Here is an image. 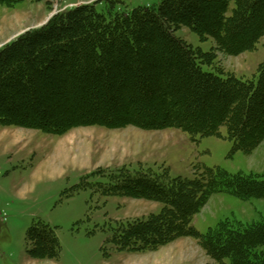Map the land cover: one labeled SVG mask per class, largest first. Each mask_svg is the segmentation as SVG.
<instances>
[{
	"label": "trees",
	"instance_id": "16d2710c",
	"mask_svg": "<svg viewBox=\"0 0 264 264\" xmlns=\"http://www.w3.org/2000/svg\"><path fill=\"white\" fill-rule=\"evenodd\" d=\"M64 8L0 46V124L62 135L80 126L110 129L177 128L191 135H222L252 153L264 141V60L257 80L227 72L218 51L239 55L264 36V0H160L129 11L100 12L96 3ZM187 27L215 46L205 51L176 36ZM84 175L75 187L102 195L161 202L147 218L121 223L117 249L146 252L179 237L196 239L214 264H264V216L226 218L200 232L193 220L214 193L264 198V174L204 167L194 178L168 170H111L106 182ZM34 258L60 253L54 227L27 231Z\"/></svg>",
	"mask_w": 264,
	"mask_h": 264
},
{
	"label": "rangeland",
	"instance_id": "374dc122",
	"mask_svg": "<svg viewBox=\"0 0 264 264\" xmlns=\"http://www.w3.org/2000/svg\"><path fill=\"white\" fill-rule=\"evenodd\" d=\"M95 0H0V45L27 28L38 26L64 8ZM160 0H100L96 8L107 12L129 11ZM176 36L211 50L209 38L181 27ZM264 60V36L256 49L239 55L218 51L227 71L257 80ZM222 135H191L177 128L143 129L136 126L110 129L80 126L56 135L42 130L0 124V264H214L193 237L183 236L146 252L119 250L110 240L114 230L135 218L162 210L161 202L122 195L105 196L83 182H106L111 170L126 166L132 171L168 170L170 176L194 178L204 167L264 174V141L252 153L234 148ZM264 216V198L243 200L214 193L196 214L193 225L208 232L226 218L246 222ZM36 221L54 227L60 253L55 258H34L29 253L28 228Z\"/></svg>",
	"mask_w": 264,
	"mask_h": 264
}]
</instances>
